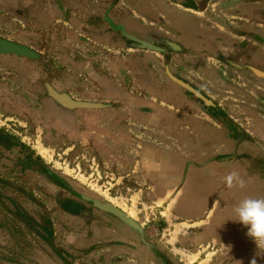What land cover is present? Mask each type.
Listing matches in <instances>:
<instances>
[{
    "label": "rangeland",
    "instance_id": "rangeland-1",
    "mask_svg": "<svg viewBox=\"0 0 264 264\" xmlns=\"http://www.w3.org/2000/svg\"><path fill=\"white\" fill-rule=\"evenodd\" d=\"M0 35L15 36L22 41V25L0 16ZM55 41L48 43L52 62L44 57L45 50L39 41L33 48L42 51L44 63L38 59L0 56V128L33 150L66 183L61 186L48 177L35 176V165L25 171L21 166L15 167L7 174L15 183L13 186L21 187L26 193L22 195L13 186L1 190L4 195L0 196V219L6 227L0 225V264H130L124 258L113 259L110 253L115 245L109 244L107 234L111 229L117 230L116 225L108 221L112 217L81 199L80 194L111 202L124 210L146 229L152 242H158L161 252L167 253H163V258L173 264H251L253 259L256 264H264V254L260 255L264 244L256 246L246 234L247 228L231 221L237 217L230 211L228 191H225L230 188L225 178L231 173L229 156L235 145L240 157L255 156L260 173L254 180L262 184L263 126L255 123L256 135L245 131L247 138L243 136L239 142L228 140L224 133L222 141H217V144L224 142L229 147L224 163L208 159L218 151L216 143L208 139L198 141L199 137H175L170 153L161 151L157 158L158 169L152 175L146 171L147 163L140 174H136L137 167H129L131 164L125 166L112 161V166L103 165L101 160L92 158L94 154L86 142L59 141L51 131L53 129L45 131L44 123L49 117L30 102V91L23 83L24 79L44 76L49 67L56 65L62 70L66 67L60 57L52 54L56 52L52 49ZM260 83L242 85L240 82L241 85H237L223 81L224 89L237 93L239 88V93H245L246 100L252 99L249 90L255 89L260 97L259 100L255 95V111L263 116L264 105L258 104L264 99L263 83ZM24 102L29 104L23 106ZM225 103L229 111L238 104L230 99ZM206 134L209 138V130ZM164 144L160 145H168L171 149V143ZM17 155V150L8 154L12 165L16 163ZM206 155L208 157L203 158ZM244 163L248 164L247 160ZM5 171L0 161V174ZM187 182H191V186ZM167 185L174 188L166 190ZM186 185L187 199L181 197V189ZM66 199L70 203L63 209ZM21 210L27 214L20 216ZM150 254L146 248L134 256L133 261L136 264H165L163 259ZM125 257L132 256L127 254Z\"/></svg>",
    "mask_w": 264,
    "mask_h": 264
},
{
    "label": "crops",
    "instance_id": "crops-1",
    "mask_svg": "<svg viewBox=\"0 0 264 264\" xmlns=\"http://www.w3.org/2000/svg\"><path fill=\"white\" fill-rule=\"evenodd\" d=\"M55 2L56 0H0V16L9 17L14 24L20 23L23 37L22 41L15 38L16 41L31 46L39 41L46 57H53L48 54L51 50L48 43H52L54 39L59 40L58 36L61 33L62 41L59 43L55 41L56 45L51 48L56 52L52 54L60 57L61 63L66 65L64 69L66 76L69 74L78 79L79 85L73 89L75 90L73 93L78 96L81 95L78 92L86 93L89 95L88 101L103 104V108L92 109L91 114L84 116L86 130L78 132V136L86 135V140L78 142H86L87 148L94 154L92 158L101 160L103 165L112 166V161L114 164L125 166L131 164L129 167H137L136 174H140L143 165L147 163L146 171L152 175L158 169L157 158H160L161 151L170 153L174 147L172 142L174 143L175 137L189 139L199 137L198 141L204 142L208 139L211 143H216L218 151L212 156L210 154L211 157L208 159L217 161L215 157L219 155L223 159L217 162L224 163L227 158L225 153L229 147L227 143L217 144V141H222L224 133L225 138L230 140L229 131L222 128L221 136L210 132V128L214 129L217 126L211 123L209 118L196 116L193 103L186 100L182 93L183 88L168 78L171 73H177L178 76L197 84L200 82L206 84L212 99L219 101L229 117L248 134L256 135L258 129H255V123L261 124L264 129V115L255 111L257 106L255 89L249 90L254 103L250 107L240 103L238 100L240 96H236L232 89H224L223 84V81L236 83L234 79L238 80L237 74L242 72L245 76L249 74L254 84L260 81L264 87V80L255 76L251 70L254 67L264 69V0H140L135 4L132 3L133 0H119L117 8L126 7L130 16L141 19L143 26L153 27L155 32L180 44L177 52H168L166 56L155 51H142L143 58L138 63L139 70L134 67L135 63H130L128 50H121L122 48L119 50L103 42L90 40V26L84 21L90 15V8L87 5L82 6L81 12L67 15L59 7L56 9ZM109 13L110 7L106 10L103 20L112 24ZM51 18L63 24L61 32L50 29L43 33L38 29L39 36L31 35L37 32L34 26L38 27V24L48 22ZM53 20L49 22L51 25L56 24ZM112 26L120 28L121 25ZM121 27V34L124 35V28ZM146 33L144 32V35ZM34 38L38 40L35 41ZM243 61L247 62L243 63L244 66L241 65ZM216 72L222 76L221 89H218L219 78ZM71 81L74 82L73 79ZM224 94L226 96L222 97ZM226 99L236 101L238 103L234 105L236 109L231 107L229 109L232 110L229 111L225 107ZM178 108L183 110L176 111ZM262 109L264 110L263 107ZM176 113L181 118H175ZM74 114L76 115V112ZM71 118L72 120L74 118V123L77 122L75 120L77 115H71ZM47 120L48 123H44L45 131L51 128L57 135L61 132L66 133L69 129L73 132L75 128H79V125L67 126L56 120L52 122L50 118ZM175 121L178 124H174ZM71 123L73 121L68 122ZM208 130L209 138L206 134ZM45 140L48 143L47 138ZM158 143H171L172 146L168 149V145L161 146ZM235 147L231 148L232 153L229 156L231 173L237 174L238 179L244 182V187H239L238 182L234 180L232 186L225 190L228 191L227 201L233 214L235 207L244 198H260L261 195L264 198V180L262 184L254 180L260 173L255 156L246 159L240 157ZM244 160H247L248 164L244 163ZM207 162L209 161H205ZM187 184L191 186V182ZM172 188L174 187L170 188L167 185L166 190ZM181 190H183L181 197L187 199L188 195L185 193L188 190L187 185ZM108 221L117 228L107 234L109 244L115 245L110 250L113 259H117L118 256V259L124 258L130 264H136L133 257L140 255L147 247L140 242L134 231L117 218L112 217V220L108 218ZM156 245L158 248L161 247L158 242ZM127 254L132 257H125Z\"/></svg>",
    "mask_w": 264,
    "mask_h": 264
},
{
    "label": "flooded vegetation",
    "instance_id": "flooded-vegetation-1",
    "mask_svg": "<svg viewBox=\"0 0 264 264\" xmlns=\"http://www.w3.org/2000/svg\"><path fill=\"white\" fill-rule=\"evenodd\" d=\"M51 1H55V0H51ZM119 0H62V2H59V0H56V9L58 10V7L61 11H63L65 14H69V13H74L77 14L78 12H81V8L84 5H87V7L90 8V15L87 16L84 21L86 24L89 23V31H91V37L90 40L93 39L95 42H103L105 43L107 46H111V47H117L122 48L121 50H128V55L129 56V60L130 63H135V68L139 70V61L142 60L143 58V54L142 51H155V52H159L162 53L164 56H166L167 54H169L170 52L174 51L177 52L178 47H180V44H178L177 42H175L173 39L167 37V36H163L160 35L159 33L155 32L153 27L150 26H143L141 19H137L134 18L133 16H130V14L128 13V9H126V7H116V5L118 4ZM136 2H140V0H133V4H135ZM54 3V4H55ZM131 3V5H132ZM140 6V5H139ZM110 7V13H109V18L112 22V24L114 26L116 25H121L124 28V35L121 34V26L120 28H113L112 24L108 23L107 21L103 20L104 14L106 12V10ZM55 8V7H54ZM133 8V7H132ZM53 12V11H51ZM51 20H53L52 18L49 19L48 22H43L38 24V27L34 28L37 30V32L32 33V36H39V31L38 29L43 32L46 33V31H50L56 29L58 32H61V30L63 29V24L59 23L57 21H54V23L52 25L49 23ZM115 29V30H114ZM144 32H147L144 35ZM97 37H102V39H97ZM148 37V38H147ZM7 38V37H5ZM16 37L11 36L9 37V39L16 41L15 39ZM62 36L61 33L58 36V39H56V42H61L62 41ZM36 39L38 40V38H34V40L36 41ZM18 42V41H17ZM20 42V41H19ZM142 42H146L147 44H149L151 46V48H146L143 47ZM26 46H29L31 48H33V46H31L30 44H26V43H22ZM34 49V48H33ZM35 50V49H34ZM36 51V50H35ZM38 52V54L40 55V58L38 60H40V62L44 63V61H42L43 56L40 54L42 53V51H36ZM169 52V53H168ZM46 55H44L45 57ZM7 57V56H5ZM11 57H15V56H11ZM18 58H23V57H18ZM28 59V58H25ZM29 60H35V59H29ZM47 61L52 62L50 57H47ZM247 63L246 61H243L241 63L242 66H244L243 63ZM241 66V67H242ZM57 67V68H56ZM56 67H49L47 69V71H45V75L44 76H39L38 78H35L32 80L29 79L27 80L24 79V84L26 86H28V89L30 91V93H28L29 95V101L33 104L36 105V107H38V109L40 111H42L43 113H45L46 117L50 118V121L53 122V120L58 121L60 124L62 125H74V127L79 125V128H75V130H73V132H71V130H67L65 134H54L55 136H57V139L59 141H82V140H86V135H82V136H78V132H83L86 130V126L87 123L86 121H84V116L86 114H91L92 109H67L65 107H63L61 104L57 103L51 96H49L48 94V90H47V86L49 85L52 88H54L56 91L62 93H66L68 94L72 99L74 100H86L88 101V97L89 95L86 93H82V92H78L81 95H76L75 90L76 89L77 84L79 85V81L78 79L74 78L73 76L69 75L66 76V72H64V70L61 69V67L59 65H56ZM264 70V69H261ZM176 79L180 80L181 82H183L184 84L192 87L193 89H195L197 92H199L200 94H202L204 97L210 99L211 103L210 104H205L200 98L196 97L192 92H190L187 88L183 87L181 84H179L178 82L172 80L168 75V78L174 82V84L178 85L180 88L182 87V93L185 97L186 100H188L189 102H192L195 107L196 110L195 114L197 117L199 118H209V120L211 121V123L215 124L217 127L212 129L210 128V132H214L213 134L216 133V136H221L222 134V128H225V130H227V132L229 131L228 134V138H230V140H233L234 142L237 141V139L246 136L245 131L240 128L238 126V124L233 121L229 115L227 113L224 112V110L221 107V103L217 100H213L211 97V94L208 93L210 91V89L206 86V84H202L201 82L199 84L194 83L193 81H190L188 79H184L180 76H178V74H173L171 73ZM216 75L218 76L217 78H219L218 83V89H221V75L218 74L216 72ZM248 76V77H246ZM242 72H239V74H237L236 78H239L238 80L234 81L237 83V85L240 84H246L249 82H253L252 78L249 75H246ZM246 77V78H244ZM74 80V82H72L71 80ZM240 79H243L240 81ZM247 80V81H246ZM15 81H18L15 80ZM34 81V82H33ZM233 83V81H232ZM254 84V82H253ZM72 85V86H70ZM157 86V85H156ZM263 87V86H262ZM260 88V87H258ZM264 88V87H263ZM261 89V88H260ZM237 93L236 96L239 95L240 98L238 99L240 101V103H242L243 105H248L251 107V105H254V103L252 102V99H245V93H239V88H237ZM219 94H217L218 96ZM242 97V99H241ZM256 97L260 100L259 94L256 95ZM237 98H233V100H236ZM260 103V102H259ZM262 103L264 104V99L262 100ZM29 104V103H28ZM27 103L24 102L23 106H27ZM239 106V105H237ZM253 107V106H252ZM181 112L183 109L182 108H178L176 109V111ZM76 112L77 118L75 120H77V122L79 124L74 123V118L72 120L71 115L72 116H76L74 113ZM200 115H199V114ZM81 114V116L79 115ZM177 114V113H176ZM203 115V117L201 116ZM69 118H68V117ZM175 118H181L179 117V115H175ZM71 118V119H70ZM191 120H196L191 118ZM71 124H68V122H72ZM67 122V123H66ZM45 123H48V120H46ZM174 124H178L177 121L174 122ZM204 124V123H203ZM205 124H207L205 122ZM226 155V154H225ZM215 159L217 161H222L223 158H220L219 155H217L215 157ZM92 204V203H91ZM113 204V203H112ZM108 215H110V217H114L115 216L107 213ZM134 219V218H133ZM135 220V219H134ZM137 222V221H136ZM140 224V223H139ZM141 225V224H140ZM142 226V225H141ZM111 231H114V229H111ZM146 231V229H145ZM98 248V247H96ZM134 249V248H132ZM118 255V254H117ZM113 258V257H112ZM119 257L117 256V259Z\"/></svg>",
    "mask_w": 264,
    "mask_h": 264
},
{
    "label": "water",
    "instance_id": "water-1",
    "mask_svg": "<svg viewBox=\"0 0 264 264\" xmlns=\"http://www.w3.org/2000/svg\"><path fill=\"white\" fill-rule=\"evenodd\" d=\"M143 47L151 48L149 44L146 42H142ZM0 56H15V57H23L28 59H39L40 55L33 48L22 44L21 42H17L11 40L9 38H5L0 35ZM255 76L264 80V70L258 69L256 67L251 68ZM169 76L183 87L187 88L190 92H192L196 97L200 98L205 104H210V99L204 97L202 94L197 92L192 87L184 84L180 80L173 77L171 74ZM47 86L48 94L51 96L57 103L61 104L63 107L67 109H97L103 108V104L98 102L86 101V100H74L68 94L56 91L49 85ZM70 188V186H68ZM72 189V188H71ZM80 198L92 203V205L106 213H109L115 216L119 221H121L125 226H127L130 230L134 231L140 238V242L146 246L149 251L159 259H163L165 264H173L168 259L163 258V252L157 247V245L146 236V231L143 226H141L136 220H134L129 214H127L124 210L119 208L118 206L112 204L108 201H103L98 198L90 197L84 194H80Z\"/></svg>",
    "mask_w": 264,
    "mask_h": 264
},
{
    "label": "trees",
    "instance_id": "trees-1",
    "mask_svg": "<svg viewBox=\"0 0 264 264\" xmlns=\"http://www.w3.org/2000/svg\"><path fill=\"white\" fill-rule=\"evenodd\" d=\"M14 150H17L18 155L15 157L16 163L14 165L11 164V162L8 159V154L12 153ZM0 161L2 162V166L7 170L5 171V174H0V184H2V188H0V196L4 195L1 191L3 188L7 186H13L15 183L12 182L9 178L10 176L7 174H10L12 170L15 169V167L21 166L22 170H27V167L31 165H35L36 168L34 169L35 176L37 177H48L50 178L54 183L65 186L66 183L61 178V176L57 175L51 168H49L42 160V158L38 155H36L33 150H31L28 146H26L23 142H21L18 138H16L14 135L8 133L3 128H0ZM9 161V162H7ZM15 189H19L20 193L23 195L26 193L24 189L18 186H13ZM70 203V200H65V206H63V209H66L68 204ZM27 214L25 211L21 210L19 212V215L23 216ZM0 225H3L2 227H6L4 224V221L0 219Z\"/></svg>",
    "mask_w": 264,
    "mask_h": 264
},
{
    "label": "clouds",
    "instance_id": "clouds-1",
    "mask_svg": "<svg viewBox=\"0 0 264 264\" xmlns=\"http://www.w3.org/2000/svg\"><path fill=\"white\" fill-rule=\"evenodd\" d=\"M234 180L238 182L239 187H244V182L238 179L235 172L230 173L225 178L229 187L232 186ZM234 212L237 219L231 221L239 222L245 226L247 228L246 234L255 242L256 246L264 244V198L246 197L239 202ZM261 254H264V249L261 250ZM250 262L256 264L255 259Z\"/></svg>",
    "mask_w": 264,
    "mask_h": 264
}]
</instances>
